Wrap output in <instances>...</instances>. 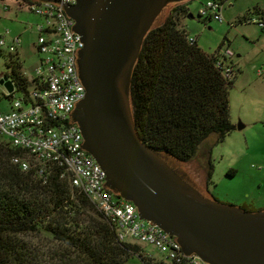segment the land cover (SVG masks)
<instances>
[{"label": "trees", "instance_id": "obj_1", "mask_svg": "<svg viewBox=\"0 0 264 264\" xmlns=\"http://www.w3.org/2000/svg\"><path fill=\"white\" fill-rule=\"evenodd\" d=\"M20 1L29 6L41 2ZM193 1L175 3L162 23L159 18L154 22L133 69L130 99L141 141L185 181L174 165L202 157L204 184L209 187L215 170L212 150L237 128L230 101L237 76L226 78L217 65L225 41L216 53L208 54L181 27ZM255 13L264 20L262 10ZM250 21L249 15L240 19V23ZM7 67L2 77L27 93L32 83L24 76L20 60L10 56ZM211 137L213 144L208 143ZM16 157L27 159L31 169L22 171L13 163ZM33 161L0 136V264H128L133 258L148 264L141 246L119 242L115 229L89 198L74 189L68 178H61L63 168L54 166L44 183ZM236 174L230 169L227 176ZM241 208L264 210L251 205ZM42 234L50 240L40 246Z\"/></svg>", "mask_w": 264, "mask_h": 264}, {"label": "water", "instance_id": "obj_2", "mask_svg": "<svg viewBox=\"0 0 264 264\" xmlns=\"http://www.w3.org/2000/svg\"><path fill=\"white\" fill-rule=\"evenodd\" d=\"M38 1L62 6L84 46L75 66L85 98L74 105L69 125H78L80 150L107 176L103 187L133 203L139 220L176 237L186 256L206 264H264V210L248 212L202 196L141 141L134 122L131 78L144 38L158 18L162 23L175 3L186 0ZM0 84L12 92L6 78Z\"/></svg>", "mask_w": 264, "mask_h": 264}, {"label": "built area", "instance_id": "obj_3", "mask_svg": "<svg viewBox=\"0 0 264 264\" xmlns=\"http://www.w3.org/2000/svg\"><path fill=\"white\" fill-rule=\"evenodd\" d=\"M8 1L0 0V8L4 12L10 11ZM57 1L68 6L76 4V0ZM222 8L221 1L209 0L202 5L199 16L224 22ZM30 10L41 18L40 23L31 26L39 35L37 49L40 63L31 80L25 75L32 87L27 93L21 92V98H15L20 91L6 78L13 90L5 95L10 98V111L0 109V136L13 148L33 158V168L44 183L54 166L63 168L61 178H68L74 189L89 198L115 229L119 242L141 246L147 262L152 259V253L147 250L151 247L163 264H206L195 254L186 256L176 237L167 235L145 220H139L138 209L133 203L103 187L107 176L90 153L80 150L84 139L78 125H69L74 105L85 98V89L75 66L76 51L84 47L80 36L71 33L75 21L67 18L62 6L54 3L38 2L30 6ZM251 22L264 28V20ZM190 40L194 41V38L190 37ZM20 44V37L8 43L0 35V49L10 54L16 53ZM234 60L235 53L230 48L221 50L217 65L226 78L233 79L239 73ZM13 163L22 171H29L32 167L22 157L14 158Z\"/></svg>", "mask_w": 264, "mask_h": 264}, {"label": "rangeland", "instance_id": "obj_4", "mask_svg": "<svg viewBox=\"0 0 264 264\" xmlns=\"http://www.w3.org/2000/svg\"><path fill=\"white\" fill-rule=\"evenodd\" d=\"M207 1H193L190 7L193 18L182 16L181 27L189 37L197 39L199 47L208 54L216 53L224 41L223 49L230 48L235 53V61L241 72L230 92L231 117L233 123L243 126L212 150L215 170L213 184L209 186L210 193L224 204L241 207L255 202L256 207H260V200L264 199V29L251 21L259 20L255 10H264V0H232V8L228 5L223 8L224 22L199 17L198 8ZM7 4L10 7L9 12L0 8V35L8 43L20 37L21 44L14 54L0 49V78L9 71L7 61L12 56L20 60L24 76L31 80L40 63L37 49L39 35L31 26L40 23L41 18L30 10L29 5L22 4L21 1L9 0ZM174 8H171L169 15ZM246 15L250 16L251 21L240 23V19ZM7 92L0 84V109L4 111H10V99L4 97ZM21 97V92L15 94V98ZM214 142L213 137L208 140L210 144ZM202 161L203 158L198 156L188 164L174 167L202 188L205 182ZM231 168L239 171L236 177L227 176ZM90 214L95 216L92 210ZM81 217L78 216L77 219ZM73 218L70 219L71 222ZM40 237L42 240L37 243L40 246L50 240L46 234ZM147 250L152 253L148 264H163L154 249L147 247ZM128 264L143 262L133 258Z\"/></svg>", "mask_w": 264, "mask_h": 264}, {"label": "crops", "instance_id": "obj_5", "mask_svg": "<svg viewBox=\"0 0 264 264\" xmlns=\"http://www.w3.org/2000/svg\"><path fill=\"white\" fill-rule=\"evenodd\" d=\"M208 1H209V0H208ZM218 1H221V2L223 3V8H224L225 6H227V5H228V7H230V8L233 7V4H232V2H231L232 0H218ZM202 3H204V2H202ZM191 5H192V4H189V5H188V6H189V9H190ZM201 8H202V6H200V7L198 8V9H199L198 12L200 11ZM223 8H222V12H223ZM262 12L264 13V10H263V9H262ZM188 17H189V16H188ZM260 17H261V16H259V19H260ZM189 18H190V17H189ZM209 21H211V20H209ZM245 23H247V22H245ZM238 57H240V56H238ZM234 63H235V65H236L237 69H238V68H239V67H238V63H237L235 60H234ZM240 72H241V71L239 70V73H240ZM239 73H238V74H239ZM238 77H239V76H237V78H238ZM2 78H3V77L0 78V82H1ZM237 78H236V80H237ZM236 80H235V81H236ZM235 84H236V83H235ZM234 124L236 125L235 122H234ZM236 126H237V125H236ZM236 130H238V129L236 128ZM236 130H235V131H236ZM233 132H234V131H233ZM230 134H231V133H230ZM230 134H229V135H230ZM229 135H228V136H229ZM225 139H226V138H225ZM224 141H226V140H224ZM231 169H235V168H231ZM235 170H236V169H235ZM238 173H239V171L237 170V174H238ZM237 174H236V175H237ZM236 175H235V177H236ZM262 179H263V178H262ZM260 202L262 203V205H260V207H256V203H255V202H254V203H251V205H252L254 208H256V209H264V199H261ZM247 204H248V203H246V205H247Z\"/></svg>", "mask_w": 264, "mask_h": 264}, {"label": "flooded vegetation", "instance_id": "obj_6", "mask_svg": "<svg viewBox=\"0 0 264 264\" xmlns=\"http://www.w3.org/2000/svg\"><path fill=\"white\" fill-rule=\"evenodd\" d=\"M184 178L186 179V181H188V183H190V185H192V187H194L196 190H198L200 192V194L206 198H209L211 200H216L218 201V199H216L213 194L210 193V189L208 186H205V184L203 185V187L201 188L200 186H197L196 184H194L192 181H190V179H187L186 176H184ZM189 178V177H188ZM213 196V197H212Z\"/></svg>", "mask_w": 264, "mask_h": 264}]
</instances>
